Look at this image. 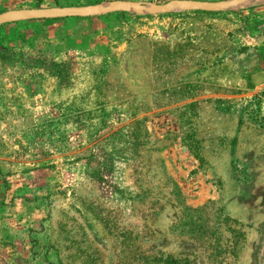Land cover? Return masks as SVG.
Instances as JSON below:
<instances>
[{
	"label": "rangeland",
	"instance_id": "374dc122",
	"mask_svg": "<svg viewBox=\"0 0 264 264\" xmlns=\"http://www.w3.org/2000/svg\"><path fill=\"white\" fill-rule=\"evenodd\" d=\"M191 11L0 25V264H264V2Z\"/></svg>",
	"mask_w": 264,
	"mask_h": 264
},
{
	"label": "water",
	"instance_id": "95a60500",
	"mask_svg": "<svg viewBox=\"0 0 264 264\" xmlns=\"http://www.w3.org/2000/svg\"><path fill=\"white\" fill-rule=\"evenodd\" d=\"M264 0H168L164 3L136 0H110L106 3L9 9L0 12V25L32 19L93 17L111 12L136 14L167 13L174 10L224 11Z\"/></svg>",
	"mask_w": 264,
	"mask_h": 264
},
{
	"label": "trees",
	"instance_id": "16d2710c",
	"mask_svg": "<svg viewBox=\"0 0 264 264\" xmlns=\"http://www.w3.org/2000/svg\"><path fill=\"white\" fill-rule=\"evenodd\" d=\"M39 1L40 0H38V5H37L38 7H40ZM191 12H193V13H202V14L219 13V12H216V11H202V10H192ZM118 13H126V12H118ZM67 18H87V17H67ZM67 18H58V19H67ZM24 21H29V20H24ZM17 22H20V21H17ZM10 23H12V22H10ZM154 44H155L156 48H154V51L152 52V58H154V63H155L156 67L159 64V60L160 59L171 58L173 55H177V50H179V49H177L176 51H174L173 47L170 48V49H166L165 46H161V45H163V42H160V41H157V40L154 42ZM147 258L153 260L154 256H147Z\"/></svg>",
	"mask_w": 264,
	"mask_h": 264
},
{
	"label": "crops",
	"instance_id": "0c3cea01",
	"mask_svg": "<svg viewBox=\"0 0 264 264\" xmlns=\"http://www.w3.org/2000/svg\"><path fill=\"white\" fill-rule=\"evenodd\" d=\"M141 1V0H140ZM154 1H156V0H154ZM166 2V0H158V2ZM168 1V0H167ZM35 21V20H34ZM36 21H46V20H36ZM38 22H36V25H38L37 24ZM57 25H62L61 23H58Z\"/></svg>",
	"mask_w": 264,
	"mask_h": 264
}]
</instances>
